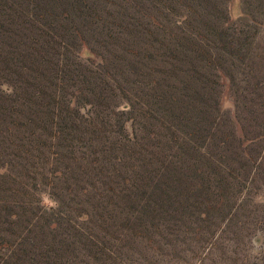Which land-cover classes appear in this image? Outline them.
<instances>
[{"label":"rangeland","instance_id":"374dc122","mask_svg":"<svg viewBox=\"0 0 264 264\" xmlns=\"http://www.w3.org/2000/svg\"><path fill=\"white\" fill-rule=\"evenodd\" d=\"M78 2L88 40L60 33L95 51L68 53L77 76L56 98L76 105L55 117V102L33 99L37 80L0 65V264H264V0ZM141 100L163 113L177 100L170 124L186 132L190 119L191 137L203 146L214 131V145L179 144ZM86 111L98 121L89 139L70 130ZM129 137L131 156L72 160ZM255 143L259 167L244 153ZM50 207L63 215L43 217Z\"/></svg>","mask_w":264,"mask_h":264},{"label":"trees","instance_id":"16d2710c","mask_svg":"<svg viewBox=\"0 0 264 264\" xmlns=\"http://www.w3.org/2000/svg\"><path fill=\"white\" fill-rule=\"evenodd\" d=\"M78 4V0H0V28L2 30L6 29L3 32L10 31L11 28H17V31L21 33L20 35H14V37L10 34L6 35V33H0V37L6 36L8 40L2 42L0 38V65L4 66L3 64L11 63L15 67L14 70L18 69L17 71L19 72L24 71L27 76H30L33 79L37 80V83L33 88L36 92V94L33 95V99L36 100L37 104H40L42 106L47 103L55 102L53 103L54 107L55 104L57 105V107H55L56 111L54 112L55 117L59 115L57 111H59L60 106L68 107L69 109H71L73 105H76L77 100L76 95L73 93L71 99L65 100L61 98L62 104L58 107V104H60V99L57 100L56 98H60V91L68 84V79H66V76H68L69 72H71L74 76H77L75 70L73 71L71 69H68L70 65L64 63V58H70L68 55L69 53L73 55L74 58L83 59L82 56H84V54H86L87 57L92 56L95 51L91 47H83L82 50L77 49L74 43H72V41L68 39L71 37L70 35L66 37L60 33L62 32L61 30L67 29L66 24H68L74 27L73 30L75 31L77 36H79L81 39L88 40L85 37L86 35H84L88 34V29H86L85 31L82 30H84L86 24L89 22V19H91L92 16H90L88 13H84L81 8L78 7ZM95 24L97 23L94 22V25ZM101 31L103 32V30ZM102 32L98 33L102 35ZM76 35L74 36V40L78 39ZM17 36L21 39V45L17 47V55L9 58L6 52L4 53L3 45L5 46V44L16 41ZM20 59L26 64H19L18 62ZM53 59H56L57 62L55 63ZM89 61L90 59H87V62ZM61 74H63V76H61ZM49 77L52 79H55L56 77V79L58 80V82H56L58 90L57 94L52 95V91L48 89L45 83L47 78L49 79ZM51 84H53V81L50 83V85ZM39 88L41 89V92ZM78 90L80 92V89ZM141 105L148 108L146 109V111L152 116V118L160 122L166 129V131L173 132L174 136H180V139H178L179 144L191 143L193 144L191 147L194 150L198 151V153H200L201 151L208 152L210 146L214 145L211 142L214 131H212V135L206 137L209 138L210 141H205L206 143L203 146L201 143H198L197 140L191 137L195 134L193 133V129L189 127L191 121L190 119L188 122L186 121L187 123H189L186 125V129H188L186 130V132L185 128L182 127V123H177V125L170 124V121L172 120L171 114L175 110H178L180 107L177 100L166 102L167 108L165 110V113L151 109L147 102L143 100H141ZM123 107V111H126L128 109L127 106ZM177 118L178 117H176L175 119ZM70 119L74 121V126H71L70 130L77 131L80 134L81 138L86 137V139H89V137L92 135L93 127L95 129H98L96 126L98 124V121L96 122V118L92 117L90 112L86 111L82 116L81 122L80 120L78 121L81 124L75 122V119L73 118ZM118 123H120V121ZM122 126L123 132L127 133V126H125V124ZM215 129L216 127L212 130ZM93 132L95 133L96 131ZM68 134L70 133H67V135ZM56 136L57 135H54L53 137ZM235 136L234 138H236ZM112 137L114 136L107 137V139H110ZM97 139L98 135L96 138L92 139V142H90L91 145L89 144L87 148H91L92 145L97 147V142H99L97 141ZM137 140V138L129 137L130 145H127L125 143L119 145V143L115 144L116 142L113 141L109 142V144L114 143L111 144L112 147L101 144L102 146H104L102 150H91L90 153H84L85 155L83 157L78 158L75 155L71 154L72 157H76L72 160L76 162L81 158L82 160H85L87 165L95 167L96 159L97 162L102 161L103 163V161H106L108 156L111 154H114L112 155V157L117 158L119 157L120 152H128L131 156L133 155V153H135V151L138 149V146L140 145ZM238 140L239 142L240 140L242 142L241 138H239ZM256 142L258 143L259 141L256 140ZM257 143L254 144V147L256 149L253 152L250 149L244 151V153L248 154V161L251 160L254 163H257L258 158H254L253 154L258 153L259 155V152H261L260 148L262 147V149H264L263 146L260 147V145ZM123 155L126 156V153H123ZM122 156L119 157V160L122 159ZM261 159L263 160V158ZM259 163L261 164L262 161H260ZM259 163H257V166L259 165ZM199 165L200 164L197 162L196 166L199 167ZM42 214L43 217H46L47 219H49L48 215L51 217H53L54 215L57 217L59 215H63V213L58 212L55 207L44 209Z\"/></svg>","mask_w":264,"mask_h":264}]
</instances>
